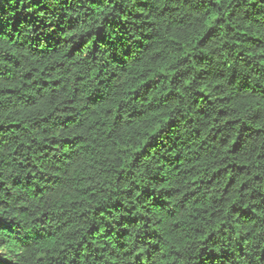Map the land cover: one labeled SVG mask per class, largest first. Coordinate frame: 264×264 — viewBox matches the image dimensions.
Listing matches in <instances>:
<instances>
[{"label":"clouds","instance_id":"1","mask_svg":"<svg viewBox=\"0 0 264 264\" xmlns=\"http://www.w3.org/2000/svg\"><path fill=\"white\" fill-rule=\"evenodd\" d=\"M0 264H264V0H0Z\"/></svg>","mask_w":264,"mask_h":264}]
</instances>
